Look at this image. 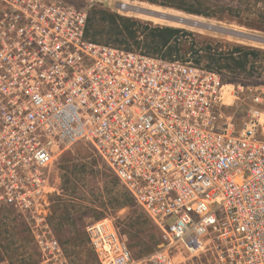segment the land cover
I'll return each instance as SVG.
<instances>
[{
  "label": "built area",
  "instance_id": "obj_1",
  "mask_svg": "<svg viewBox=\"0 0 264 264\" xmlns=\"http://www.w3.org/2000/svg\"><path fill=\"white\" fill-rule=\"evenodd\" d=\"M85 27L69 0H0V211L25 223L35 264H71L51 167L78 144L159 230L135 257L109 217L88 224L100 264H264V85L94 42Z\"/></svg>",
  "mask_w": 264,
  "mask_h": 264
},
{
  "label": "rangeland",
  "instance_id": "obj_2",
  "mask_svg": "<svg viewBox=\"0 0 264 264\" xmlns=\"http://www.w3.org/2000/svg\"><path fill=\"white\" fill-rule=\"evenodd\" d=\"M69 1L83 10L86 14V19L92 14L100 16L103 12H108L135 18L142 22L150 23L153 26L184 28L193 33L192 36H188V40L194 39L199 45L211 44L213 47L219 46L223 51L230 50L237 45H243L259 48L264 51V44L202 29L199 26H181L175 25L172 22H158L133 11L131 13H123L118 10L119 3H127L129 6L170 12L192 20L196 19L195 21L198 22L219 25L241 32L264 36V0H203L206 1V6L212 9L214 8L213 6L218 5L223 7V12L218 13L215 17L187 14L173 8L152 4L146 0ZM262 57L261 61L253 63L251 75L248 72L236 74L226 70L220 71V73L226 81L242 82L250 87L264 85V56ZM187 58L188 55L182 56L179 60L190 62L187 61ZM81 164L85 165L87 169L82 182H76L73 170L81 166ZM51 175L59 192L58 195L56 194L53 197L55 201L51 206L54 228H56L58 221L65 219L67 213H69L70 218H74L78 223L76 226H72L69 225L70 222L64 221L60 231L55 229L58 238L67 251L71 264H100L96 254L88 243L85 229L88 224L102 219L99 216L100 212H104L105 217H109L114 225L119 228L120 232L125 234L129 250L133 256L141 257L148 254V251L141 249L139 245L131 244L130 241L133 240L132 233L125 227L130 220L139 218L140 216L147 217V215L136 204L133 208L115 207V199L118 198L122 202L127 191L94 150L86 145L78 144L72 152L64 153L52 165ZM67 180H70L71 183ZM73 189L77 194L74 197L72 196ZM12 213L0 212V221L9 230H15V228L17 230H23L21 237L24 236V239L23 241L3 239L0 242V261L6 260L10 263L11 261L8 259V255H13L16 258L14 259V264H35L40 260V256L34 243L30 240V233L28 234L26 232V225H22L21 218ZM75 238H78V240H75Z\"/></svg>",
  "mask_w": 264,
  "mask_h": 264
},
{
  "label": "trees",
  "instance_id": "obj_3",
  "mask_svg": "<svg viewBox=\"0 0 264 264\" xmlns=\"http://www.w3.org/2000/svg\"><path fill=\"white\" fill-rule=\"evenodd\" d=\"M146 1L203 17H215L218 13L223 12L222 6H213L214 8L212 9L206 6V1L203 0ZM192 35V32L184 28L153 26L150 23L142 22L135 18L108 12H103L100 16L97 14L89 15L86 19L85 27V37L88 40L123 47L130 51H140L168 60H179L182 56L188 55L187 61L217 72L226 70L236 74L248 72L251 75L253 63L261 61L262 56H264L263 50L249 46L237 45L230 50L223 51L219 46L213 47L211 44L199 45L194 39L188 40V36ZM86 169L87 167L83 164L74 168L73 172L76 182H82ZM67 181L70 182V180ZM76 195V191L73 189L72 196ZM114 205L116 208H133L135 202L127 193L124 195L122 202L118 198L115 199ZM4 211L12 213L10 210ZM69 216V213H67L65 219L56 223L55 229L57 231L61 230L64 221L70 222L69 225L72 226L78 224L77 220ZM99 216L103 218L105 217V213L100 212ZM23 224L25 226V223L22 221ZM125 227L132 233L133 240L130 241L131 244L139 245L141 249L147 250L148 253L153 251L160 242L158 228L145 216L130 220ZM21 232L23 230H17V228L15 230L7 229L6 225L0 221V242L3 239L23 241L24 236L21 237ZM26 232L29 234L27 227ZM30 240H32L31 237ZM75 240H78V238H75ZM65 252L67 254L66 250ZM8 259L11 261V264H14V259L16 258L13 255H8Z\"/></svg>",
  "mask_w": 264,
  "mask_h": 264
},
{
  "label": "water",
  "instance_id": "obj_4",
  "mask_svg": "<svg viewBox=\"0 0 264 264\" xmlns=\"http://www.w3.org/2000/svg\"><path fill=\"white\" fill-rule=\"evenodd\" d=\"M128 10L133 11V12H138V13H141L144 15L164 18V19H167V20H170L173 22H182V23L188 24V25L197 24V26H199L202 29H208V30H211L214 32L226 34V35L233 36L236 38H240V39L249 40V41H253L256 43L264 44V36L257 35L254 33H246V32H241V31L234 30L231 28H225V27H222L219 25H213V24H208V23H204V22H198V21H195V20H192L189 18L173 16L172 14L170 15V14H166V13H161V12H157V11L150 10L147 8L128 6Z\"/></svg>",
  "mask_w": 264,
  "mask_h": 264
},
{
  "label": "bare ground",
  "instance_id": "obj_5",
  "mask_svg": "<svg viewBox=\"0 0 264 264\" xmlns=\"http://www.w3.org/2000/svg\"><path fill=\"white\" fill-rule=\"evenodd\" d=\"M128 4L127 3H119L118 5V10L123 12V13H131V11L128 10ZM146 6V5H145ZM135 7H138V6H135ZM147 7V6H146ZM150 7V6H149ZM148 7V8H149ZM141 8V7H139ZM151 9V8H150ZM153 9V8H152ZM154 10V9H153ZM154 11H157V12H161V13H166V14H172L173 16H179V17H183V18H186L184 16H181V15H178V14H174V13H170V12H165V11H158V10H154ZM171 11V10H170ZM137 14L139 15H144V14H141V13H138L136 12ZM129 15V14H128ZM146 16L147 18H149L150 20H154V21H158V22H172L173 24L175 25H181V26H192V27H197V24H192V25H188V24H184L182 22H173V21H170V20H167V19H164V18H159V17H153V16H149V15H144ZM196 20V19H195Z\"/></svg>",
  "mask_w": 264,
  "mask_h": 264
}]
</instances>
